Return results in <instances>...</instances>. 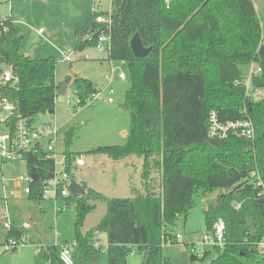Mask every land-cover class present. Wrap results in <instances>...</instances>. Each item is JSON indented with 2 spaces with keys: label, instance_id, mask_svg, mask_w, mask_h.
<instances>
[{
  "label": "trees",
  "instance_id": "1",
  "mask_svg": "<svg viewBox=\"0 0 264 264\" xmlns=\"http://www.w3.org/2000/svg\"><path fill=\"white\" fill-rule=\"evenodd\" d=\"M107 15L111 28L98 30L91 23L78 29L75 48L96 46L103 30L110 34L109 60L126 63L131 73L132 87L123 104L130 127L125 144L91 152L115 161L133 155L142 159L145 192L110 199L81 184L86 190L83 197L65 199L69 207L71 203L76 207L74 264L101 263L103 246L97 233L107 236V264H129L132 254L142 256L140 264H166L163 245L178 244L173 233L176 221L188 215L198 189L204 194L219 191L217 204L205 212L207 228L220 220L226 227L224 246H215L210 264H264V97L254 96L257 90L264 93V62L259 57L263 36L253 1L111 0ZM0 30V70L11 68L18 79L15 86L0 83V100L14 102L16 115L32 122L38 114L54 112L60 90L58 62L23 55V40L11 17L0 19ZM136 34L151 49L145 59L133 54L131 40ZM253 63L262 72L252 77L248 93L243 70ZM70 82L81 106L98 91L88 79L74 76ZM212 111L221 123L250 119L254 137L210 138ZM15 122L10 119L0 129L13 130ZM75 132L70 128L63 137L72 177L75 154L70 146ZM27 159V172L34 178L28 198L40 202L43 182L52 179L55 166L32 154ZM155 173L160 194L151 189ZM259 182L262 185L257 186ZM100 202L107 204V213L98 230L83 232L87 216ZM3 235L1 243L6 246L24 239V231L14 225ZM60 250L54 244L38 249L36 264H62Z\"/></svg>",
  "mask_w": 264,
  "mask_h": 264
},
{
  "label": "rangeland",
  "instance_id": "2",
  "mask_svg": "<svg viewBox=\"0 0 264 264\" xmlns=\"http://www.w3.org/2000/svg\"><path fill=\"white\" fill-rule=\"evenodd\" d=\"M252 1L262 27L261 48H264V0ZM95 4L100 5L102 15L108 19L107 14L111 12V0H0V19L8 17L13 19L16 35L23 40L21 49L23 55H32L36 59L54 58L58 62L57 79L59 83L65 80L69 73H72L90 80L98 89L104 90L110 85L114 90V104L106 101L108 94L105 92L103 100L81 106L78 104V97L72 82L66 94L59 95L56 100L55 113L36 115L34 125L56 124L62 128L61 137H64L65 132L70 128L75 129L76 135L72 140L70 152L83 155L86 165L74 169V181L85 186V189H96L110 199L133 198L139 191L140 193L145 192L140 176L141 167L139 171L135 170L139 162L132 160L130 163L132 168L129 170L132 176L129 178L127 169L121 161L91 152L101 146L126 143L130 117L123 108V104L126 92L132 87L131 73L126 63L109 60V53L98 50L96 46L76 51L75 47L79 43L76 35L78 29L91 23H95L98 30L104 26L96 23V15L93 12ZM63 55L69 56L70 61H64ZM71 57H74V60H71ZM251 65L243 70L246 77L250 74ZM111 68L116 70L112 81ZM120 73L125 75V80L119 78ZM261 97H264V93ZM76 110L79 113L74 116ZM63 144L64 139L60 145L61 150L65 148ZM25 167L26 165L21 161L5 164L0 157V196L5 194L2 188V176L11 178L26 174ZM157 175L159 174L152 177L151 189L160 194L161 181ZM10 187L11 190L16 189L17 191L14 190L12 193L9 191L5 194L7 201L6 203L0 201L1 211L7 213L10 223L22 228L24 223L29 222L30 219H36V224L42 227L44 234L35 236L32 231L28 234L24 232V237H27L25 243L16 250H9V246L1 243L5 239L4 235L2 237L4 226L9 223L5 215L0 220V228H2L0 229V238L2 237L0 239V244H2L0 245V264H36L38 247H44L56 239L58 243L73 241L76 219L74 203H71L69 207L66 206V201L60 200L57 213L56 204L53 201L43 200L41 205L43 211L38 213L36 209L38 210L39 206L35 205L34 201L28 202L23 197L20 184H12ZM218 194L219 192L204 194L202 189L194 193L188 215H180L176 221L173 233L177 236L178 244L163 245L162 255L166 259V264H210L216 257L214 243L205 242L204 237L208 235L213 239L214 236L213 228H207L205 212L217 204ZM64 207L68 208L62 210ZM106 213L107 204L97 203L96 210L87 216L82 231H97L98 224ZM105 237V234L97 233L98 239L96 240L103 246ZM205 253L207 256L203 258ZM128 260L129 264H140L143 258L139 254H132ZM107 263L108 255L103 246L100 264Z\"/></svg>",
  "mask_w": 264,
  "mask_h": 264
},
{
  "label": "built area",
  "instance_id": "3",
  "mask_svg": "<svg viewBox=\"0 0 264 264\" xmlns=\"http://www.w3.org/2000/svg\"><path fill=\"white\" fill-rule=\"evenodd\" d=\"M170 0H167L169 3ZM93 12L96 15V23L104 25L106 29L111 28V19L108 15V19H105L100 10V5L93 6ZM3 31H7L6 28ZM104 31V30H103ZM99 35L96 43V48L102 52L109 53L111 50V36L103 32ZM0 30V35H1ZM64 61H70L69 56H64ZM262 72V68L253 63L251 65L250 74L247 77V92L252 90L250 81L254 75H258ZM116 70L111 68V81L114 78ZM121 80H125L126 77L123 73L119 74ZM0 83L8 84L12 83L14 86L17 85L18 79L13 75L11 68H5L0 70ZM107 93L106 101L109 104L114 103L113 95L114 90L108 85L104 90L98 89L97 92L93 93L90 98L85 102L84 106L90 105L95 101L103 100V94ZM263 91L257 90L254 92V96H262ZM79 104V102H78ZM17 106L14 102L7 98L0 100V126H5L10 119L15 118L13 130L9 127L0 129V157L5 163H14L17 161L23 162L27 166V155L32 154L35 157H41L45 160H51L54 163V173L51 180L43 182V188L41 192V200H51L55 202V209L58 211L57 203L59 200L67 199L70 195V185L74 181L72 175L68 172V158L63 150L60 149L62 145L63 137L62 128L56 124L45 123L40 126L34 125L35 121L32 122L29 119H23L19 114L16 115ZM76 116V113L74 114ZM2 131V132H1ZM209 137L212 139H222L228 137L229 134L238 135L251 139L255 134V127L253 122L248 120L226 122L221 123L218 119V115L215 111L210 114V127ZM71 167L74 175V169L84 167L85 161L83 155H76L71 157ZM17 183H21L23 192L29 196L31 194V184L34 181L32 175L28 172L25 175H21L15 180ZM262 185L261 182L257 183V186ZM67 206V205H66ZM241 205H237L236 209H240ZM68 207L62 208L65 210ZM226 227L222 220L218 221L213 227V239L208 235L204 237L205 242L212 241L214 245L223 247L225 241ZM181 240L180 237H178ZM26 238L24 237L23 242L18 243L16 241H10L9 247L18 248L25 243ZM52 244L60 247L59 260L62 264H74V252L76 248V242L70 243H58L57 239ZM264 245V244H263Z\"/></svg>",
  "mask_w": 264,
  "mask_h": 264
},
{
  "label": "crops",
  "instance_id": "4",
  "mask_svg": "<svg viewBox=\"0 0 264 264\" xmlns=\"http://www.w3.org/2000/svg\"><path fill=\"white\" fill-rule=\"evenodd\" d=\"M63 56H66V55H63ZM63 59H64V57H63ZM71 60H74V57H71ZM112 66V65H111ZM74 76H76V74L74 75ZM68 77V76H67ZM74 78V77H73ZM59 81V80H58ZM72 84V82H69V87H70V85ZM69 87H68V89H69ZM102 90V89H101ZM114 104V103H113ZM55 113V110H54V112H49V113H47V114H49V115H52V114H54ZM75 113H76V115L79 113V111L78 110H76L75 111ZM60 127V126H59ZM126 137H127V135H126ZM132 160H134V161H136V162H139L137 165H136V172L137 171H139V169H140V167H141V170H142V159H140V158H138L137 156H135V155H133V156H130V157H128V158H126V159H124V160H120L122 163H123V165H124V167L127 169V173H128V175H129V178H131V176H132V174H130V170H129V168H132V164H130L131 162H132ZM5 163V162H4ZM6 164V163H5ZM25 172L27 173V168L25 167ZM4 174V173H3ZM140 174V173H139ZM22 175V174H21ZM20 175V176H21ZM23 175H25V174H23ZM10 177H11V175H9ZM20 176H18V177H20ZM140 176H141V174H140ZM17 176H13V177H11V178H6L5 176H2V188H3V192L6 194L7 192H9V191H11V193L14 191V190H16V189H13V190H11L10 188L12 187H10V185H12V184H14V185H16V184H20L21 186H22V184L21 183H17L15 180H16V178H18ZM6 186H8V187H6ZM93 189V188H92ZM22 190H23V187H22ZM94 190H96V189H94ZM17 191V190H16ZM96 191H98V190H96ZM99 192V191H98ZM216 192H219V191H216ZM101 193V192H100ZM5 194H4V196H0V201L3 203V202H5L6 203V201H7V198H6V196H5ZM103 195H105V194H103ZM219 195V194H218ZM106 196V195H105ZM23 197L24 198H26V200L28 201V202H30V200H29V198H28V196L23 192ZM62 200H64L65 201V199H62ZM43 201V200H42ZM42 201H40V202H35V205H38L39 207H38V210L36 209V211H38V213H41L43 210H42V207H41V205H42ZM59 202H60V200H59ZM58 202V203H59ZM55 203V202H54ZM58 203H57V205H58ZM66 205H67V202H66ZM59 206V205H58ZM2 208H0V220L1 219H3L4 217H5V215L7 216V213L5 212V213H3L2 211ZM66 210V209H65ZM57 213L59 212V210L58 211H56ZM8 217V216H7ZM36 219H34V218H32V219H30V221L29 222H27V223H24V225H23V228L22 227H18V226H16V225H14V224H12V223H10L9 222V217H8V224H5V226H4V232H3V234L5 233V231H6V229H8L11 225H14V226H16L17 228H19V229H21V230H23L24 232H25V234H28V232H30V231H32L34 234L33 235H35V236H41V235H43L44 234V230H42L41 228L42 227H39L38 226V223L36 224ZM38 226V227H37ZM0 227H1V225H0ZM0 229H2V228H0ZM3 234H2V237H3ZM106 236V235H105ZM1 237V238H2ZM0 238V239H1ZM27 238V237H26ZM99 238V237H98ZM97 238V239H98ZM59 240V239H58ZM101 241V240H100ZM54 241H50L49 243H47V245H45L44 247H38V249H45L49 244H52ZM61 243H70V242H64V241H62ZM104 243V245L103 246H105V248L107 247V236L105 237V241L103 242ZM99 244H101V242H99ZM102 245V244H101Z\"/></svg>",
  "mask_w": 264,
  "mask_h": 264
},
{
  "label": "water",
  "instance_id": "5",
  "mask_svg": "<svg viewBox=\"0 0 264 264\" xmlns=\"http://www.w3.org/2000/svg\"><path fill=\"white\" fill-rule=\"evenodd\" d=\"M131 48H132L134 56L139 59H145L151 50L150 48H146L143 45L139 34H136L132 38ZM30 57H32V55ZM259 57H260V60L264 62V48H260ZM73 77L74 75L72 73H69L68 77L65 80L60 82L59 84V87H60L59 95L60 96H64L66 94V92L68 91L70 78H73ZM70 192L74 198H80L85 195V189L82 187L81 184L77 183L76 181H72L70 185ZM193 260H196V258H193Z\"/></svg>",
  "mask_w": 264,
  "mask_h": 264
}]
</instances>
